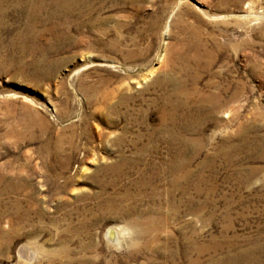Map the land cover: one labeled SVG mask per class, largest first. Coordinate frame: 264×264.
I'll use <instances>...</instances> for the list:
<instances>
[{"label": "rangeland", "instance_id": "374dc122", "mask_svg": "<svg viewBox=\"0 0 264 264\" xmlns=\"http://www.w3.org/2000/svg\"><path fill=\"white\" fill-rule=\"evenodd\" d=\"M15 1L0 264H264V0Z\"/></svg>", "mask_w": 264, "mask_h": 264}, {"label": "bare ground", "instance_id": "6f19581e", "mask_svg": "<svg viewBox=\"0 0 264 264\" xmlns=\"http://www.w3.org/2000/svg\"><path fill=\"white\" fill-rule=\"evenodd\" d=\"M82 1H85V0H29V2L31 3V6L24 10V12L26 13L25 15L27 16V18L29 19L30 22H34V21H39V20H50V19H53V18H58V16L62 17V19L64 18L65 20L68 19L72 14H73V11L74 9L77 7V5H79L80 2ZM17 3V5L21 4L22 1L19 0V1H15ZM54 4V5H58V7L56 9H59L57 11H52L50 13H46L47 15L46 16H41L40 15V12L41 11H46V6L45 4ZM16 5V6H17ZM85 4H83L84 6ZM60 6V7H59ZM28 7V6H27ZM21 8V6H20ZM24 8V7H23ZM22 10V9H21ZM59 13V14H58ZM1 15V14H0ZM61 19V18H60ZM185 140V139H184ZM186 141V140H185ZM188 141V140H187ZM185 143V142H184ZM186 144V143H185ZM19 223V222H18ZM152 224L151 222H149L148 225ZM153 225V224H152ZM147 227V226H146ZM144 227V228H146ZM150 227V226H149ZM147 227V228H149ZM151 229V228H150ZM121 232V231H120ZM150 232V231H149ZM108 233V232H107ZM119 232H117L116 229L114 228H111L110 231H109V235H110V239L112 241H115L117 240V236L119 235L118 234ZM124 234V233H123ZM114 243V242H113ZM119 243V242H118ZM146 243H148L146 241ZM149 244V243H148ZM150 245V244H149ZM147 248L149 247L148 245L146 246ZM202 249V248H201ZM205 251V250H204ZM19 253L23 256H26L28 257L29 259H32L33 257V254H34V251L33 249H31L29 246L27 245H22L20 248H19ZM202 253V252H200ZM246 256V255H245ZM175 259V258H174ZM227 259V258H226ZM225 259V260H226ZM228 260V259H227ZM232 260V259H231ZM250 260V259H249ZM191 261V259H190ZM224 261V259H223ZM233 261V260H232ZM192 262V261H191ZM194 262V261H193ZM192 262V263H193ZM227 262V261H226ZM249 262V261H248ZM189 262V264H192ZM196 264V263H195ZM214 264H222V261H219V262H214ZM253 264H258L257 262L253 261Z\"/></svg>", "mask_w": 264, "mask_h": 264}]
</instances>
